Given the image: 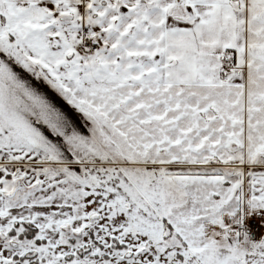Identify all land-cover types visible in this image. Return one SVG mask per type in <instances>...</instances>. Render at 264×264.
Returning a JSON list of instances; mask_svg holds the SVG:
<instances>
[{"label": "snow or ice", "instance_id": "6c2138e0", "mask_svg": "<svg viewBox=\"0 0 264 264\" xmlns=\"http://www.w3.org/2000/svg\"><path fill=\"white\" fill-rule=\"evenodd\" d=\"M0 264H264V0H0Z\"/></svg>", "mask_w": 264, "mask_h": 264}]
</instances>
